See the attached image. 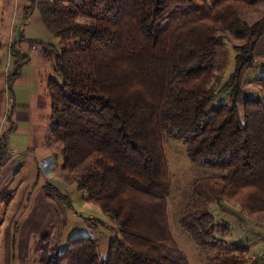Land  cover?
I'll list each match as a JSON object with an SVG mask.
<instances>
[{"label": "trees", "instance_id": "16d2710c", "mask_svg": "<svg viewBox=\"0 0 264 264\" xmlns=\"http://www.w3.org/2000/svg\"><path fill=\"white\" fill-rule=\"evenodd\" d=\"M28 1L21 23L37 8L57 41L28 37L18 28L8 46L7 93L29 62L18 45L40 49L59 77L48 85L52 126L46 144L59 145L62 169L73 173L77 189L119 234L104 259L94 238L79 236L61 252L52 244L42 264H189L168 226L166 137L184 142L192 163L219 171L193 184L179 217L205 264H252L247 246L220 237L229 226L216 223L209 205L228 210L223 202L237 200L245 210L243 199L252 195L251 203L264 204V75L255 78L260 97H247L243 88L264 34V12L254 21L243 14L264 0ZM229 36L241 42L233 45L234 70L222 83L225 61L218 58ZM220 93L230 103L208 110ZM11 132L0 134V169L10 157ZM43 190L68 199L51 183ZM48 238L45 233L38 245Z\"/></svg>", "mask_w": 264, "mask_h": 264}, {"label": "rangeland", "instance_id": "374dc122", "mask_svg": "<svg viewBox=\"0 0 264 264\" xmlns=\"http://www.w3.org/2000/svg\"><path fill=\"white\" fill-rule=\"evenodd\" d=\"M18 1L0 0V61L4 60L6 74L10 69V62H12V58L9 59L7 50L9 42L17 37L18 26H20V31L22 30L28 37L41 38L45 41H57V39L50 36L37 8L31 11L28 21L23 24L20 22L21 19L24 20V12L22 8V15L21 12L19 13ZM26 4L29 5L30 2L27 0ZM263 12L264 2H261L243 15L248 21H254ZM240 42V40L230 37L219 55V63L225 61L224 70L222 71V83L227 80L234 70L235 52L233 51V45ZM257 45L254 65L245 72L243 77V88L246 91V96L250 98L261 96L260 86L255 82V78L264 75V39L260 38ZM19 48L21 50L26 49V43H22ZM5 68L2 69L3 75L5 74ZM22 73L24 81L13 85V95L8 94L5 87L0 90V110L4 97L8 96L5 107L14 99L18 106V114H20L17 121V127L20 130L17 132L15 128L14 133L10 134L11 141L9 142L18 148L19 153L34 152L37 162L43 160L44 157H48V159L41 162L42 164H39L42 171L39 174L38 183L34 187L35 197H37L40 184L50 182L54 187L65 192L68 198L58 200L56 197H48L53 199L55 209L56 207L58 209V223L57 226L52 228L47 226L44 229L43 235L38 237L32 255H30V260L32 264H42L41 256L52 244L56 245L61 252L70 239L79 236L94 238L97 242V252L100 258L104 259L107 255L109 242L119 236L116 224L97 205L87 201L85 191L77 189L73 173L62 169L63 158L59 145L48 146L46 144L52 126L49 119L48 85L51 78L57 80L59 77L54 74L51 63L43 58L40 49L35 50V53L34 51L31 53V62L23 67ZM222 103H230V99L225 93L217 94L209 104L208 110ZM2 118L3 115L0 114V128L6 131V128H10V124H7L8 122L4 120L2 121ZM29 127L30 130L27 129ZM163 146L171 182L167 220L172 239L177 247L184 252L189 264H205V253L198 249L182 229L179 224V217L192 193L193 184L199 179L215 176L219 174V171L199 163H192L187 157L186 145L182 141L166 137ZM16 162L19 165L22 164L23 167L20 181L12 180L18 183L14 187L16 189L12 191V199L10 198L9 201L8 197L5 198V194L11 191L3 190L0 192V264H10L6 260L7 239L4 225L6 222L11 223L13 218L18 215L25 193L29 192L30 185L34 184L33 170L28 162V156L21 155ZM6 178V172L1 173L0 184ZM12 181L8 184L10 185ZM42 196L44 198V191L37 198H42ZM251 197L247 196L243 199L248 209L243 210L239 202L235 200L223 202L228 210H220L214 202L210 203L209 212L217 224H227L229 226L228 232L220 233L223 240L228 243L247 246L246 255L252 258V264H264V204L261 200L251 203L249 201ZM253 207L254 209L251 211ZM45 233L48 234V240L46 239L38 245Z\"/></svg>", "mask_w": 264, "mask_h": 264}, {"label": "crops", "instance_id": "0c3cea01", "mask_svg": "<svg viewBox=\"0 0 264 264\" xmlns=\"http://www.w3.org/2000/svg\"><path fill=\"white\" fill-rule=\"evenodd\" d=\"M27 0H19L18 1V11L21 12L22 15V8L24 12V7L27 6ZM20 16V14H19ZM18 16V18H19ZM17 18V19H18ZM23 19L20 20L22 22ZM19 22V24H20ZM24 22V21H23ZM23 24V23H22ZM17 28L20 29V26ZM18 29V30H19ZM264 39V35L261 37ZM12 41V40H11ZM10 41V42H11ZM9 42V43H10ZM261 42V40H260ZM26 43V42H22ZM20 43V45H22ZM18 45V48L20 47ZM27 45V43H26ZM258 46V45H257ZM24 47V46H23ZM20 49V48H19ZM35 50H38L37 48L30 50L27 46L26 49L23 48V50L20 49L22 52H26L29 54V62L25 64L23 67L28 65L31 62V53ZM257 51V49H256ZM8 52V50H7ZM256 54V53H255ZM9 56V55H8ZM43 56V55H42ZM44 58V57H43ZM10 59V56H9ZM22 67V70H23ZM5 68L4 66V60L0 61V90L5 87L6 89V68H5V74L3 75L2 69ZM21 70L20 77L14 82L13 85L16 83L24 81V76ZM13 95V93H12ZM8 97V96H7ZM7 97H4L3 105L0 110V114L3 115L2 121H6V113L9 109V106L12 102L14 107V115L11 121H9L7 124H10V128H12V132L9 133L7 143H8V150H12L16 153L17 157H14L13 155H10L9 158L4 159L2 162V166L0 169V175L3 172H6L7 178L4 179L0 184V192L5 191H11L9 193H12L14 191V187L17 186L18 183L13 181H20V178L22 176V164H18L16 162L17 159L20 158L21 155H27L28 156V162L32 167L33 170V185H30L29 192L25 193L21 205L19 208L18 215L13 218L11 223H7L4 225V228H6V239H7V247L5 250L6 253V260L10 264H32L30 260V255H32V251L34 249V246L36 242L38 241V237H41L43 235L44 229L48 227H54L57 226L58 223V209L56 207L55 209V203L52 198H48V194L43 190V186L46 182H43L40 184V188L37 193V197H40V193L44 191V198H37L34 196V187L38 183L39 174L41 173L42 169L39 167V164L43 162V160L48 159V157L42 158L43 160L36 161V156L34 152L31 153H19L18 148L15 145H11L9 141L10 140V134L14 133L15 128L18 132L20 129L17 127V121L20 117V114H18L17 111V104L15 103L14 99H12L11 102L7 104L5 107V103L7 101ZM11 104V105H12ZM11 122V123H10ZM0 134L5 132L3 128H0ZM9 128H6V130ZM25 129V128H22ZM30 130V127L27 128ZM32 147V146H30ZM31 149V148H29ZM42 164V163H41ZM13 176V177H11ZM13 180V181H12ZM10 185L8 182H10ZM50 183V182H48ZM8 184V185H7ZM52 184V183H51ZM53 185V184H52ZM10 187V188H9ZM8 189V190H6ZM14 189V190H13ZM62 192V191H61ZM6 193V194H9ZM5 194V195H6ZM62 194L65 195V192H62ZM47 196V197H46ZM13 197V193H12ZM11 197V199H12ZM9 199V201L11 200Z\"/></svg>", "mask_w": 264, "mask_h": 264}, {"label": "built area", "instance_id": "2783aa9c", "mask_svg": "<svg viewBox=\"0 0 264 264\" xmlns=\"http://www.w3.org/2000/svg\"><path fill=\"white\" fill-rule=\"evenodd\" d=\"M9 155H13L14 157H17L16 153L12 150H7Z\"/></svg>", "mask_w": 264, "mask_h": 264}]
</instances>
